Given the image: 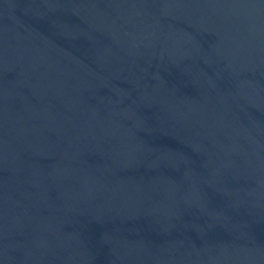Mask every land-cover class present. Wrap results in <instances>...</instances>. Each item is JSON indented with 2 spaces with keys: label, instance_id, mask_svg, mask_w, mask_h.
<instances>
[{
  "label": "water",
  "instance_id": "1",
  "mask_svg": "<svg viewBox=\"0 0 264 264\" xmlns=\"http://www.w3.org/2000/svg\"><path fill=\"white\" fill-rule=\"evenodd\" d=\"M0 264H264V0H0Z\"/></svg>",
  "mask_w": 264,
  "mask_h": 264
}]
</instances>
